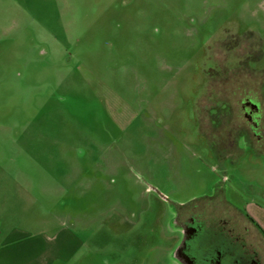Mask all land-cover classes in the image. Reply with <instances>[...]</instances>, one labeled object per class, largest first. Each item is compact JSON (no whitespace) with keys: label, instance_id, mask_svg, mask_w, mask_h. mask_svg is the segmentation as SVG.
<instances>
[{"label":"rangeland","instance_id":"obj_1","mask_svg":"<svg viewBox=\"0 0 264 264\" xmlns=\"http://www.w3.org/2000/svg\"><path fill=\"white\" fill-rule=\"evenodd\" d=\"M220 194L264 227V0H0V232L153 264Z\"/></svg>","mask_w":264,"mask_h":264},{"label":"crops","instance_id":"obj_2","mask_svg":"<svg viewBox=\"0 0 264 264\" xmlns=\"http://www.w3.org/2000/svg\"><path fill=\"white\" fill-rule=\"evenodd\" d=\"M247 212L253 217L252 210ZM67 223L63 221L59 226L33 233L19 228L2 230L0 264H147L149 254L153 253L127 246L106 252L98 242L95 243L104 237V231L97 229L86 238L67 227ZM94 236L98 237L93 239ZM160 236L162 244L159 243L156 249L162 252V257L153 264H184L171 260L180 236L169 233Z\"/></svg>","mask_w":264,"mask_h":264},{"label":"flooded vegetation","instance_id":"obj_3","mask_svg":"<svg viewBox=\"0 0 264 264\" xmlns=\"http://www.w3.org/2000/svg\"><path fill=\"white\" fill-rule=\"evenodd\" d=\"M215 198L218 202L211 198L209 206L181 220L173 258L184 264H264V247L255 239L256 232L264 237L261 225L224 195Z\"/></svg>","mask_w":264,"mask_h":264}]
</instances>
